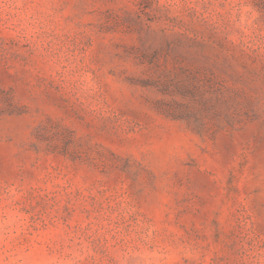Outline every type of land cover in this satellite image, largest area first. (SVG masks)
I'll use <instances>...</instances> for the list:
<instances>
[{
  "label": "rangeland",
  "instance_id": "rangeland-1",
  "mask_svg": "<svg viewBox=\"0 0 264 264\" xmlns=\"http://www.w3.org/2000/svg\"><path fill=\"white\" fill-rule=\"evenodd\" d=\"M0 264H264V0H0Z\"/></svg>",
  "mask_w": 264,
  "mask_h": 264
}]
</instances>
